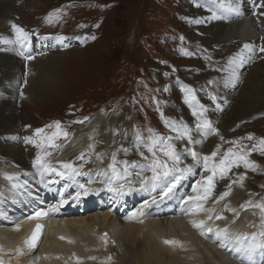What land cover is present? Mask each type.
Masks as SVG:
<instances>
[{"label":"bare ground","instance_id":"obj_1","mask_svg":"<svg viewBox=\"0 0 264 264\" xmlns=\"http://www.w3.org/2000/svg\"><path fill=\"white\" fill-rule=\"evenodd\" d=\"M40 1L0 0V43L4 46L2 48L5 52L3 56L8 82L6 106L0 111V139L5 142H0V160H6L18 167L0 169V264H89L87 260L82 259L83 255L87 254H91V259L99 257V264H128L130 258L122 255L121 244L128 246L125 252L128 257L136 259V264H179L180 261L193 256L199 260L205 258L208 264H245L231 251L228 252V247L236 249L239 246L237 236L247 235L250 238L253 233L247 230L250 229L245 220L249 218L248 212L242 215L241 221H236L235 218L239 219L236 214L232 217L224 216L223 207L231 206L228 202L230 192H227L223 199L219 197L225 193L222 191L228 186V175L221 178L219 170L217 171L213 178L214 187L206 200L189 199L203 196L207 187L202 181L204 177L211 175V172L205 169L203 157L211 156L213 151L217 152L216 157L209 160V168L221 160L220 150L217 149H220L222 139H218L215 132L213 136L209 134L206 138L199 131L194 134L192 140L201 143H191L187 149L195 151L200 160L194 161L188 151L180 153V162L176 168L190 171H176L168 176L163 175L164 169L160 171V176L156 179L160 189V185H166L167 189L172 184L175 186L168 191L166 197L158 194L155 202H152V198L147 199L149 203H144L146 206L143 208V205L136 204L149 195L150 187L141 186L151 184L152 176L144 175L141 181H138L137 185L140 187L135 185L129 189L132 187L130 182L133 178L124 174V166L116 165L120 173L117 177L109 167L113 164L112 158L94 155L93 151H89L91 147L86 145L91 143L88 134L91 128L101 127V131H104L109 127L113 130V127L115 129L125 124L114 119L112 121L115 123L110 124L108 114L104 111H101L102 115L89 118L91 120L86 128L73 129L71 138L67 139L59 156L42 162L52 170L46 171L40 164L34 165L33 143L26 142V138H34L29 119L21 117L24 122L18 125L17 117L12 112L17 100L16 95L20 93L21 85L18 83L25 80L29 85L24 89V98L30 94L44 92L39 91L41 88L50 89L56 78L54 66L63 53V50L55 48L63 45L66 40L62 35H39L15 17L25 3L29 2L35 6ZM186 6L187 16L193 21L191 34L207 42L214 51L219 52L218 54H228L219 61L223 62L220 68L211 76L206 74V77L202 78L209 80L202 85L213 95L216 94L217 99H212L207 93L201 94L197 86L187 87L184 84L187 87L185 91L191 90L195 95L205 96L204 102H200V98L195 101L202 103L207 109L203 114H208L211 118L214 116L221 128L226 126V122L243 121V118L254 116L264 103V52L260 50L264 47V0H189ZM214 16L218 18H213ZM12 24L23 28L28 34L27 38L16 42L17 34ZM34 38L38 39L39 44L43 42L39 50L32 49ZM5 40L13 43H3ZM192 76L184 77L192 80ZM184 77L182 76L183 79ZM176 86L177 84H173L172 91H177ZM183 110L186 113L188 111L186 107H183ZM83 145H86V153L76 152L77 149H82ZM66 163H70L76 171L64 168ZM168 164L169 167L172 166L171 161H168ZM139 170L141 169L137 171ZM176 176L181 177L179 182L175 181ZM108 177L110 179L107 180ZM193 186H197L196 192L193 191ZM109 188L121 190V196L116 197ZM232 191L235 202L241 193L238 189ZM92 192H95V199L89 198L85 202V198ZM69 197L72 199L68 201ZM61 199L68 201V209L67 212L61 211L59 218L49 220L28 217L29 212L33 213L36 208L45 209L47 200L53 205ZM112 200L114 202L110 205ZM198 204L202 205L201 210L192 211ZM133 206L135 207L128 213L129 216L125 214V211ZM214 209L223 219L216 218ZM76 211L80 215H77ZM207 212L211 218L203 219V214ZM134 213L136 215H133ZM124 215L128 218L120 225V232L111 230ZM260 215V211L256 210L250 217ZM201 220L204 221L203 234L201 228H194L192 225V221ZM34 221L43 222L47 228L37 247L29 248L26 236L30 233ZM176 226L179 230L181 227L180 233ZM209 229L212 231L209 232ZM221 229L227 230V238L217 237L216 234ZM164 233L166 236L161 238ZM210 233L216 239L205 237ZM258 239L264 240L262 237ZM165 241L177 243L166 244ZM222 243L226 249L221 246ZM179 247L184 250L182 255H179Z\"/></svg>","mask_w":264,"mask_h":264},{"label":"rangeland","instance_id":"obj_2","mask_svg":"<svg viewBox=\"0 0 264 264\" xmlns=\"http://www.w3.org/2000/svg\"><path fill=\"white\" fill-rule=\"evenodd\" d=\"M188 2L189 0H41L35 6L27 2L18 10L15 17L28 29L36 31L39 35H62L64 40L66 39L63 45L55 48L63 50V53L54 66L56 78L50 89L41 88L39 91L44 92L30 94L24 98V89L29 85L24 79L18 83L21 85L20 93L16 95L17 100L12 112L17 117L18 125L24 122L21 117L29 119L34 134L33 140L36 141L32 148L35 154L33 159L40 155L42 162H46L50 157L59 156L72 132L80 127L86 128L91 120L89 118L99 116L101 111L108 114L110 124L115 123L113 119L125 124L115 129L113 127V130L109 127L104 131H101V127L91 128L88 132L91 143L86 145L92 146L89 151H93L94 155L112 158L115 153L117 161L136 162V167L129 168L133 178L130 182L132 187H140L137 184L144 175H153L149 168L153 156L145 147L149 142L148 129H152L159 136L172 137L171 143L179 154L186 151L191 143L187 139H175L177 132L167 126L165 121L168 124L175 122L177 126L187 125L193 138L198 132L196 125L199 122L193 111L195 108L199 113V106L202 105L200 102L206 99L203 95H195L185 90L188 86H197L201 94L207 93L217 99L216 94L213 95L202 85L209 80L202 78L206 77V74L211 76L220 68L223 62L219 61L228 54H218L219 52L214 51L207 42L191 34L193 21L187 16ZM42 43L39 44L38 39L34 38L32 49L39 50ZM2 47L4 46L0 43V111L5 108V96L8 95L7 68L4 65L5 52ZM186 75H193V79H186ZM182 76H185L184 79ZM173 84H177L176 92L172 91ZM186 95L189 96V102L185 101ZM191 96L200 98V102L191 100ZM183 107H186L187 113ZM213 117L203 114L202 119L209 120L215 130L219 129L218 132L215 131V136L222 139L220 149H217L220 150L221 159L225 152L232 149L233 152L243 151L246 159L254 165L246 168L241 162L239 167L233 166L227 172L228 186L222 192H230L228 202L232 207H223V212L227 213H224V216L232 217L236 214L239 218H235L236 221H241L242 215L248 212L249 218L245 220L250 229L247 230L258 233L261 230L262 216L252 218L250 215L260 210L242 205L249 201L251 205L264 203V146L260 144V141L264 140V103L254 116L243 118V121L226 122L223 128L218 126V121ZM57 121L61 131L66 132L67 136L56 137L51 142L53 146H50L46 137L56 131ZM48 125L53 127L49 128ZM36 129L44 131L37 135ZM137 133L143 138L139 151L136 144ZM213 135L214 132L211 133V136ZM0 142L4 140L0 139ZM86 145L76 152L86 153ZM123 149L128 150L127 154ZM141 152L147 159L140 155ZM156 155L161 161H169L159 150ZM116 165L123 167L119 163ZM1 167L18 168L6 160H0V169L3 170ZM138 169L141 170L137 171ZM162 170L158 169L159 172ZM241 176L244 177L243 180L240 179ZM233 189H238L241 193L235 202L232 198ZM143 200H138L136 206L149 203L147 199ZM134 207L128 209V213ZM204 214L202 218L207 219L209 213ZM214 214L216 216L218 213ZM218 216L220 213L216 217ZM126 218L128 217L125 215L120 218V222L117 221L111 230L119 233L120 225L126 222ZM117 225L118 227H115ZM175 228L179 230L178 226ZM165 236L164 233L161 238ZM199 237L201 238V235ZM124 245L125 247L122 244L120 247L122 255L130 258L128 264H136L135 258L127 256L125 249L128 246ZM178 251L179 255H182L184 250L179 247ZM90 257L91 254H87L83 255L82 259L87 260L89 264H99V257ZM184 261L180 263L208 264L205 258L199 260L194 256Z\"/></svg>","mask_w":264,"mask_h":264},{"label":"snow or ice","instance_id":"obj_3","mask_svg":"<svg viewBox=\"0 0 264 264\" xmlns=\"http://www.w3.org/2000/svg\"><path fill=\"white\" fill-rule=\"evenodd\" d=\"M238 11V10H237ZM51 15V14H50ZM58 18V17H57ZM213 18H218V17H213ZM49 22H51V19H49ZM197 23H199L200 21H196ZM12 28L15 30L16 34H17V41L19 42L21 38L26 39L27 38V33L25 32V30L15 24H12ZM94 38V37H93ZM3 43H13V41L10 40H5L2 41ZM245 47H248L247 45H245ZM262 52H264V47H262L260 49ZM29 59H31V57H28ZM191 90H189L190 92ZM191 100H195L194 96L190 97ZM212 99H215L214 97H212ZM185 101L189 102V96L186 95L185 97ZM201 111L199 113H197V111L194 108L193 111V115L197 117V120L199 121L196 125L197 130L201 133L202 136H204L205 138L215 132L216 130L214 128H212V124L209 120L207 119H202L203 117V113L207 111V109L204 108L203 105L199 106ZM166 125L169 126L173 131L177 132V136L175 137V139H187L189 143H201V141H193L192 137H191V129L188 128L187 125H179L177 126L175 122H172L171 124H168L167 121H165ZM47 127L51 128L53 127L52 125H48ZM55 128L56 131L52 133L51 136L46 137L48 143L50 146L51 142L53 139H55L56 137L60 136V135H64L67 136L66 132H62L60 129V123L57 121L55 122ZM44 131V129H36V134L39 135L40 133H42ZM150 135L148 137V143L145 145V147L147 148L148 152L152 154L153 159L150 162L149 168L150 170L153 172V180H156L159 178L160 176V172L158 171V169H164L163 171V175L164 176H168L173 172L176 171H190V169H184V170H180L176 168V165L180 162V155L179 153L176 151L175 146L171 143V140L173 139L172 137H162L157 135L156 133L153 132L152 129H148ZM249 139H251V137H248ZM143 138L141 137V135L139 133H137L136 135V144H137V150L139 151V147L140 144L142 142ZM26 142L29 143H33L35 144L36 141L33 140L32 138H26ZM260 144L262 146H264V140L260 141ZM39 146V145H37ZM89 147H92L91 145H89ZM157 150H159L160 152L163 153L164 156H166L168 158L169 161L172 162V166L169 167L168 161H161L159 159V157H157L156 153ZM186 151L190 152L192 155V158L194 161H199L200 157L199 155L195 152L192 151L191 149H185ZM123 151L125 152V154H127V149H123ZM262 151H264V148H262ZM45 155H50V153H45ZM140 155L144 158L147 159V157H144L143 152L140 153ZM217 152L213 151L211 156H204L203 160H204V166L205 169L207 171L211 172V175H208L206 177L203 178V183H205L207 185V187L204 190V195L203 196H197L195 198L193 197H189L190 200H206L208 198V196L211 194L212 189L214 187L213 184V178L217 175V171L219 170V173L221 175V178L227 174V172L233 167H239L240 163L242 162L244 164V166L246 168L249 167H254V165L252 164L251 161H249L248 159H246V155L243 151H239V152H233L232 149H229L227 152L224 153L223 158L219 161L218 164H213L211 168H209V160H211L212 158L216 157ZM83 154H81V158H82ZM112 160H113V164L109 165V167L112 169L113 173L119 177L120 173L116 167V164H122L124 166V174L125 175H130V171L129 168L130 167H136V162L132 161H117L116 160V154L113 153L112 155ZM34 165L36 164H40V166L42 168H44L46 171L52 170L48 167V165L46 163H42V157L40 155H37L36 159L33 161ZM64 168L66 169H72L73 172H75L76 170L72 168V165L70 163H66L63 165ZM58 175H64L65 173H57ZM181 177L180 176H176L174 177L176 182H179V179ZM241 180L244 179L243 176L240 177ZM198 184H200L201 182H197ZM175 185L172 184L171 186H169L168 191H171V188L174 187ZM81 187H83V185H81ZM112 191H116V189H111ZM193 191L196 192L197 191V186H193ZM228 193H222L221 196L219 197V199H223L224 196H226ZM155 202V201H153ZM146 205H143V207H145ZM246 206H252L255 208H258L260 210V214L262 216L261 219V230L258 233H252L250 238L247 235L244 236H237L236 237V241L237 244L239 245L238 247H236V251L237 252H243L249 259L259 250L261 252H264V240H260L258 239V237H264V203H257L255 205H251V202H247L246 205H242V207H246ZM202 205H196V207L194 209H192V211H199L201 210ZM139 211V210H138ZM41 215H44L42 213H36V216L39 217ZM133 215H136L135 213ZM211 218V217H209ZM217 219H223V217H216ZM204 224V221L201 220L199 222L196 221H192V225L194 228H201L202 234H203V229H202V225ZM40 231V226L37 225L36 230L33 232L32 237L26 241V243L28 244L29 248H35L36 246V241L38 239V234ZM209 232H211L212 230L209 229ZM217 237H221L224 236L225 238H227V230L226 229H221L220 231L217 232ZM166 244H175L177 243L176 241H165ZM221 246H225L223 243ZM94 259V258H93Z\"/></svg>","mask_w":264,"mask_h":264}]
</instances>
